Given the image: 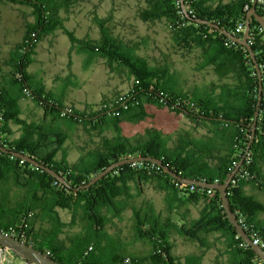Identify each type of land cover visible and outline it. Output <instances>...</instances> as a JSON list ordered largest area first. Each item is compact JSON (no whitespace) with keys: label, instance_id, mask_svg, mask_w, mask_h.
<instances>
[{"label":"trees","instance_id":"1","mask_svg":"<svg viewBox=\"0 0 264 264\" xmlns=\"http://www.w3.org/2000/svg\"><path fill=\"white\" fill-rule=\"evenodd\" d=\"M8 1L32 7L33 21L25 25L22 42L7 62L11 64V71L0 78V144L55 171L65 179L69 187L28 162L0 152V231L12 235L15 234L9 228L14 232L23 231V238L15 235L16 238L37 250L48 252V256L59 264H118L125 258V255H119L124 254V250L117 252L113 245L100 249L98 244L104 235L103 227L113 218L124 219L123 214L129 212L131 230L135 237L152 245V262L200 264L192 255L185 257L183 263L172 258L169 255L166 233L173 225L158 220L145 201L136 200L143 183L157 180L166 189L180 194L181 199L186 198L191 202L198 200L203 204L198 220L179 228L182 233L194 238L195 233L199 236L212 230L224 231L228 235L227 250L234 261L232 264H262L249 246H240L242 240L236 238L235 230L226 219L219 193L215 189L194 187L191 191L187 187L186 190H177L173 186L174 179L160 167L150 170L149 162H142L140 166H132L130 163L116 167L89 188L81 187L107 166L134 157L161 160L164 166L180 177L217 184L225 181L242 159L250 139L258 97V78L252 61L242 46L195 20L215 23L233 36L241 38L246 13L252 5H255L256 13L264 18V0H144L145 7L139 13V18L146 23L165 21L167 29L173 34L174 45L181 50L195 52L207 64L230 67L236 95L234 94L235 101L226 104L206 102L185 91L174 93L170 84L171 75L168 77L165 65L152 67L144 59L133 56L127 46L102 30L101 23H98L101 31L96 46L90 47L84 40L76 39L63 28L62 19L56 15L60 4L55 0ZM180 1L185 5L187 15L182 13ZM239 25L243 30L237 33ZM260 27L253 17L249 19V45L261 71L262 84V100L254 137L247 150L252 159L248 166L252 177L243 180L235 175L228 186L227 198L232 212L236 216L241 215L257 231L264 248V203L245 190L247 187H255L264 195V174L259 171V165L264 166V32L259 31ZM58 29L64 31L71 44L79 42L85 49L97 50L102 57L128 69L133 79L129 88L134 90V95L127 110L115 117L97 111L92 116H100L87 122L80 114L60 116L63 109L60 104L51 101L41 89L33 86L26 70L32 61L35 45L43 36ZM159 91L170 96L169 102L162 104L158 101ZM21 97L35 100L46 114L88 124L92 130L105 125L108 117L117 120L135 108L139 109L143 102L192 120L212 118L234 130H230L228 146L217 149L219 155L212 167L204 156L211 152L209 146L188 136L179 137L170 144L169 138L157 129H145V134L139 138L119 134L116 138L104 139L101 149L93 154L90 161L80 159L74 164H68L65 156L60 160L55 159L66 140L60 130H40V126L26 124L18 119V101ZM178 97L193 105L175 106L174 99ZM7 122L22 127L20 137L13 140L7 138L10 135V130L6 128ZM225 131L227 130H223V134ZM220 151L225 154L222 155ZM130 183L135 184L136 195L132 194ZM66 215L69 216L67 222L63 220ZM23 218L24 222L21 224ZM62 234L66 235L63 239ZM90 244H93L92 251L85 254ZM126 257L130 258L131 264H137L134 257Z\"/></svg>","mask_w":264,"mask_h":264},{"label":"rangeland","instance_id":"2","mask_svg":"<svg viewBox=\"0 0 264 264\" xmlns=\"http://www.w3.org/2000/svg\"><path fill=\"white\" fill-rule=\"evenodd\" d=\"M55 2L60 4L56 15L62 19L63 28L76 39L84 40L90 47L96 46L101 31L98 23H101L102 30L127 46L133 56L144 59L149 66L165 65L171 71L172 86L189 88L198 85L200 76L197 54L174 45L173 34L167 29L165 21L146 23L139 18L140 11L145 7L144 0ZM32 11V7L16 1H0V77L11 71V64L7 62L22 42L25 25L33 21ZM79 44H71L60 29L43 36L35 45L27 71L32 76L33 86L39 87L41 84L57 98L62 94L61 90L67 87L69 91H65L64 97L67 100L63 101L66 108L62 110L70 112L71 116L80 114L87 122L104 102L130 89L133 79L127 68L119 67L117 62L102 57L97 50L89 51ZM69 104L73 105L67 107ZM146 104V107L135 108L117 120L108 117L107 123L97 130H103L105 137H111L114 133L117 136L123 134L132 137L131 134L136 135L145 130L147 123H154L162 130H168L167 132L193 128L198 130L197 120L186 117L177 119L175 113L174 118H169L164 114V109ZM27 112L28 117L35 118L34 112H29V108ZM64 120L66 121L65 118H56L53 122H46L52 130H68L71 137L75 136V142L83 146V140L89 138L86 130H91L90 126L83 123L62 124ZM78 135L81 136L80 139ZM65 234L61 235L62 239L66 237ZM7 257L12 264L20 262L12 253H8Z\"/></svg>","mask_w":264,"mask_h":264},{"label":"crops","instance_id":"3","mask_svg":"<svg viewBox=\"0 0 264 264\" xmlns=\"http://www.w3.org/2000/svg\"><path fill=\"white\" fill-rule=\"evenodd\" d=\"M223 2H229L231 0H221ZM154 67V66H152ZM28 69V68H27ZM230 67L219 65L213 66L207 64L202 58L198 57V75L200 80L198 85L190 86L185 88L183 86H172L174 93H180L185 91L191 96L198 97L203 101H214L220 104H226L235 101L233 91L234 79L233 73L229 70ZM27 71V70H26ZM168 77L171 75V71L167 69ZM9 72V71H8ZM7 72V73H8ZM7 73H3L5 76ZM28 75L29 72L27 71ZM1 78V77H0ZM32 80V76L30 75ZM33 84V83H32ZM38 85V84H37ZM39 89L42 90L43 94L47 96L51 101L59 103L62 108L64 106L63 101L65 97V91H69L68 88H63L60 93H62L59 98L52 95L51 92L46 91V89L40 84ZM234 92V93H233ZM236 95V94H235ZM73 104L67 105L70 107ZM145 105V106H144ZM148 104L145 102L141 103V106L146 107ZM27 108L29 112L33 111L35 118L32 119L28 117ZM164 114H167L169 118H174L175 114L167 110H163ZM86 114V113H85ZM100 116V115H99ZM99 116H92L90 119L95 120ZM185 116L177 115V119H182ZM56 117L50 113L46 114L43 109L38 105V103L28 97H21L18 101V119L25 122L26 124H35L40 126V130H52V127H48L46 121L50 120L53 122ZM63 119V118H59ZM66 121H62V124H76L68 118ZM186 119H189L186 117ZM28 120V121H27ZM192 120V119H189ZM198 130H162L159 126L154 123L145 124L144 129L148 131L151 129L160 130L167 138H169L170 144L177 140V138L182 136L194 137L198 139V142L204 143L210 147L211 152L206 153V162L210 167L216 164V158L219 155L218 148H223L228 146L230 141V130H234L226 125H221L218 121L210 118H198ZM80 125V124H79ZM154 125V126H153ZM6 128L10 130V135L7 137L9 140L17 139L21 136L22 127L13 122H7ZM61 134L66 137L65 142L58 151L55 159L60 160L62 156L66 157L68 164H74L78 160L90 161L93 154L101 149V144L104 139L116 138L117 134H113L111 137H105L103 130H86L88 139H84V145L81 146L75 142V136L71 137L68 130H62ZM221 130V131H218ZM223 130L225 131L223 134ZM146 130H141L136 135H125L128 138H139L145 134ZM132 133V131H130ZM223 136H222V134ZM72 134V133H71ZM79 139L81 136H79ZM223 137V140L221 138ZM203 145V144H199ZM86 146V147H85ZM222 155L225 154L224 151H220ZM260 174H264V166L259 165ZM132 187V194L136 195L135 184L130 183ZM248 194L257 196L264 203V195L260 193L255 187L245 188ZM147 191V192H146ZM136 200L139 202L145 201L148 204V208L152 210L154 217H157L161 222H170L173 225L166 233V240L169 246V255L180 263L184 262L185 257L193 256L197 258L200 264H232L234 261L228 254L227 250V239L228 235L224 231L212 230L207 232V234L195 233V237L191 238L182 231L179 230L184 224H190L198 220L200 211L203 208L201 201H187L186 198H180V194L173 193L170 189H166L161 181L151 180L145 182L141 186V191ZM124 219L113 218L111 222L103 227L104 235L100 238L99 248H107L113 245V247L120 252L123 249L124 254H119L120 256L130 255L137 260V264H155L150 260L152 256V245L145 241L140 240L133 234L131 230L130 213L125 212L123 214ZM65 218V219H64ZM63 220L67 222L69 216L63 217ZM93 245V244H92ZM91 244L89 246H92Z\"/></svg>","mask_w":264,"mask_h":264},{"label":"water","instance_id":"4","mask_svg":"<svg viewBox=\"0 0 264 264\" xmlns=\"http://www.w3.org/2000/svg\"><path fill=\"white\" fill-rule=\"evenodd\" d=\"M180 7L182 10V13L184 15H187L185 5L182 1H180ZM253 17L254 20L264 29V18L259 16L255 11V5H252L251 9L246 13V21H245V27L243 34L241 38H237L227 32L226 30L221 29L217 24L208 22L206 20H195L196 23L207 25L215 30H217L220 34L224 35L228 40H230L233 43L238 44L239 46H242L246 51L247 54L252 61L254 70L256 72V76L258 78V97L257 102L255 106V111L253 114V122L251 126V135L248 142V145L246 147V150L249 149V146L251 145L254 137V131L256 128V122H257V116H258V109L261 104L262 100V84H261V71L259 69L258 63L256 62L254 53L251 49V46L248 43L249 38V19ZM212 119V118H211ZM0 152L4 154H9L11 156H14L16 158H19L21 160H24L28 162L29 164L43 170L45 173H47L49 176L57 180L60 184L64 185L65 187H69V184L65 181V179L57 174L55 171L51 170L50 168L46 167L45 165L41 164L37 160L26 156L22 153L14 152L11 150H8L4 146L0 144ZM134 162H149L154 163L156 166L160 167L169 177L181 182L184 185H193L199 188L204 189H215L219 193V197L221 200V207L224 211V214L226 216L227 221L230 223V225L234 228L235 233L239 238L244 241L253 251V253L259 257V259L264 264V250L259 246H253L251 244V240L249 237L245 234L243 229L239 226L237 223L236 215L232 212L229 206V200L227 198V189L229 184L232 182L234 175L238 171L239 167L241 166L242 161L240 160L236 166L232 169V171L229 173L225 181L221 184L217 183H207L205 181L201 180H194L190 178H184L178 176L175 172L170 170L168 167L164 166L161 160L153 159L150 157H134V158H128L122 161H119L117 163H113L109 166H107L103 171H101L98 175L93 176L90 178L89 182L82 186L81 189L89 188L90 186L94 185L96 182L103 179L107 174H109L113 169L119 166L128 165L130 163ZM0 247L3 249H7L10 253H12L14 256L18 257L22 261L26 262H34L37 264H59L55 260H53L51 257L46 255L44 252L35 249L33 246L26 244L15 237L5 234L0 231Z\"/></svg>","mask_w":264,"mask_h":264},{"label":"built area","instance_id":"5","mask_svg":"<svg viewBox=\"0 0 264 264\" xmlns=\"http://www.w3.org/2000/svg\"><path fill=\"white\" fill-rule=\"evenodd\" d=\"M245 10H247V7H245ZM243 28L241 25H239L236 28V32H242ZM260 32H264V29L262 27L259 28ZM248 43H249V38H248ZM133 95H134V90L132 88L128 89L126 92L118 94L115 98H113L112 100L103 103L100 107L98 112H101L102 114H107L111 117H115L118 116L119 113L121 111H125L128 109V107L131 105V102L133 100ZM158 101L162 104H166L167 102H169L170 100V96L164 92L159 91L158 92ZM174 104L175 106H181V107H188V106H192L193 104H191L189 101L184 100L182 98H175L174 99ZM66 115H70V112L67 111H61L60 112V116H66ZM242 163L241 166L239 167L238 171L236 172L235 175H237L240 179L246 180L248 178H251L252 175H250L248 166L251 164L252 159H251V155L249 153V151H245L244 155L241 159ZM22 162V161H20ZM132 166H140L142 164V162H134L131 163ZM236 166V165H235ZM234 166V167H235ZM158 166H156L154 163H150L149 165V169L153 170V169H158ZM234 175V176H235ZM203 181V180H201ZM173 182V186L174 188H176L177 190H186L187 187H189V190H193L194 187L193 185H184L181 182L177 181V180H172ZM207 193H210V191H207ZM30 216V214L28 215V217ZM237 219V223L239 224V226L243 229V231L245 232V234L249 237V239L251 240V244L253 246H257L259 245L263 250V245L260 241V238L258 236L257 231L252 227V225L248 224L247 222H245L244 218L239 215L236 216ZM24 222V218L21 221V224ZM10 232L15 234L16 236H18L19 238H23V231L20 232H14L11 228H9ZM8 234V233H5ZM11 235L13 237L16 238L15 235L12 234H8ZM236 238H239V236L236 235ZM18 239V238H16ZM20 240V239H18ZM21 241V240H20ZM240 246L242 247H246L248 246L244 241H242V243L240 244ZM92 251V246H88L85 254H88L89 252ZM10 253L7 249H3L2 247H0V264H12V261L7 257V254ZM46 255H49L48 252L45 253ZM260 262L263 264V262L260 260ZM19 264H37L34 262H26V261H22L20 259ZM118 264H131L130 258L125 257L123 258Z\"/></svg>","mask_w":264,"mask_h":264}]
</instances>
